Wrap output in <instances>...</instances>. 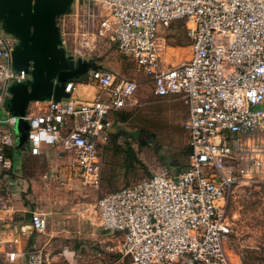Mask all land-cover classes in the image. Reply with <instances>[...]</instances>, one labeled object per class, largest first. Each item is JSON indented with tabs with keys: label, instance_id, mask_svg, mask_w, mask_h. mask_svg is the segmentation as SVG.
I'll list each match as a JSON object with an SVG mask.
<instances>
[{
	"label": "built area",
	"instance_id": "built-area-1",
	"mask_svg": "<svg viewBox=\"0 0 264 264\" xmlns=\"http://www.w3.org/2000/svg\"><path fill=\"white\" fill-rule=\"evenodd\" d=\"M85 1L100 8L94 29L66 44L57 25L65 55L89 59L97 39L112 41L147 77L154 95L182 98L188 146L185 166L158 167L96 198L97 222L112 238L94 249V264L123 259L125 264H239L226 246L227 200L237 183L264 181V0ZM173 19L183 20L189 51L167 64L163 29ZM15 41L0 27V213L8 210L5 183L21 153L54 149L66 158L69 172L97 184L99 149L109 138L111 113L129 106L138 86L133 78L96 66L87 70L95 85L91 97L73 96L75 79H68L63 87L68 96L44 98L38 109L13 114L10 84L30 81L29 70L12 66ZM18 117L27 129L16 146L12 127ZM45 224L42 211H30L33 230L42 231ZM8 246L0 249L7 260L46 261L40 249L25 251L17 238ZM102 252L115 257L108 261Z\"/></svg>",
	"mask_w": 264,
	"mask_h": 264
},
{
	"label": "rangeland",
	"instance_id": "rangeland-1",
	"mask_svg": "<svg viewBox=\"0 0 264 264\" xmlns=\"http://www.w3.org/2000/svg\"><path fill=\"white\" fill-rule=\"evenodd\" d=\"M99 10L85 0H73L64 16H56L64 43L71 44L73 37L82 32L91 34ZM163 32L168 43L166 63L174 64L187 57L189 39L183 20L173 19ZM88 57L117 77L138 82L131 104L111 113L109 138L99 149L101 171L97 184L82 182L72 172L68 176L66 158L54 149L35 156L21 153L13 163L18 167L19 161L20 170L5 183L8 210L0 213L1 251L9 249L8 241L17 238L25 245V251L40 249L46 259L43 264H94V249L100 241L112 238L97 222L96 198L146 177L158 167L181 168L188 161L181 127L186 111L182 98L154 95L147 77L106 38L95 41ZM76 80L89 84L86 90L95 88L87 71ZM39 105V100H30L27 109H38ZM0 117H4L2 109ZM31 210L44 213L46 224L42 231L30 227ZM227 217L226 246L230 256L239 264H264V181L237 183L227 200ZM64 249L71 250L72 256L63 253ZM1 251L0 264H27L25 256L7 260ZM102 254L108 261L115 257L113 253ZM115 264H125V259Z\"/></svg>",
	"mask_w": 264,
	"mask_h": 264
},
{
	"label": "water",
	"instance_id": "water-1",
	"mask_svg": "<svg viewBox=\"0 0 264 264\" xmlns=\"http://www.w3.org/2000/svg\"><path fill=\"white\" fill-rule=\"evenodd\" d=\"M73 0H0V27L15 37L11 63L16 69L29 70L30 81L10 84L8 108L23 115L30 100L68 96L64 82L76 79L97 65L90 59L76 58L71 65L60 44L56 16L67 12ZM27 123L18 117L14 124L16 146L26 136Z\"/></svg>",
	"mask_w": 264,
	"mask_h": 264
},
{
	"label": "crops",
	"instance_id": "crops-1",
	"mask_svg": "<svg viewBox=\"0 0 264 264\" xmlns=\"http://www.w3.org/2000/svg\"><path fill=\"white\" fill-rule=\"evenodd\" d=\"M99 66H100V65H99ZM101 67H104V66H101ZM74 83H75V89H74V91L72 92V95H73V96H77V97H79V98H89V97H91V94H92L93 90L95 89L94 87H92V86L90 85L93 89L88 88V89L86 90L85 88H86V86L89 85V84H83V83L78 82L77 80H75ZM84 89H85V90H84ZM26 154H28V153H26ZM21 155H22V154H21ZM21 155H20L19 157H21ZM28 155H30V154H28ZM33 156H35V155H33ZM17 163H18V167H17V166L15 167L14 174L20 170V169H19V161H18ZM20 166H21V165H20ZM67 173H68V176H70V172L68 171ZM9 177H11V176L9 175V176L7 177V181L10 179ZM7 181H6V182H7Z\"/></svg>",
	"mask_w": 264,
	"mask_h": 264
},
{
	"label": "bare ground",
	"instance_id": "bare-ground-1",
	"mask_svg": "<svg viewBox=\"0 0 264 264\" xmlns=\"http://www.w3.org/2000/svg\"><path fill=\"white\" fill-rule=\"evenodd\" d=\"M70 59V61H71V65H74L75 64V62H74V60L72 59V58H69Z\"/></svg>",
	"mask_w": 264,
	"mask_h": 264
},
{
	"label": "trees",
	"instance_id": "trees-1",
	"mask_svg": "<svg viewBox=\"0 0 264 264\" xmlns=\"http://www.w3.org/2000/svg\"><path fill=\"white\" fill-rule=\"evenodd\" d=\"M76 80V79H75ZM187 148H188V146H187ZM176 168V167H175ZM177 169V168H176ZM29 216V215H28Z\"/></svg>",
	"mask_w": 264,
	"mask_h": 264
}]
</instances>
